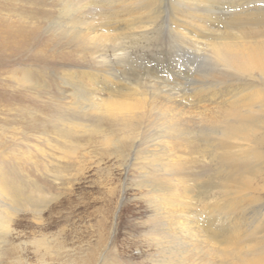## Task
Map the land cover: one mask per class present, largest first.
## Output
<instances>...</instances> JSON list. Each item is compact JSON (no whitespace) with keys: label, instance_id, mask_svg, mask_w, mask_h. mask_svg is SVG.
Returning <instances> with one entry per match:
<instances>
[{"label":"rangeland","instance_id":"rangeland-1","mask_svg":"<svg viewBox=\"0 0 264 264\" xmlns=\"http://www.w3.org/2000/svg\"><path fill=\"white\" fill-rule=\"evenodd\" d=\"M102 1L0 0V264H177L154 244L153 190L173 187L176 173L206 172L197 183L208 186L205 204L227 195L212 183L221 185L220 171L231 168L228 159L238 151L231 147L241 142L214 146L217 130L193 123V108L177 104V94H228L247 83L264 93V77L224 76L211 54L185 46L171 33V14L190 12L177 0H156L160 18L150 34L116 22L111 40L91 42L89 18ZM236 1L204 0L195 14L230 13ZM244 1L250 4L242 11L264 8V0ZM75 16L88 23H70ZM158 82L167 85L164 92ZM133 91L162 100L165 109L127 124L89 111L91 94L97 102L131 100L121 95ZM169 134L189 142L174 152L230 153L214 162L193 153L191 163L164 172L156 158L166 152ZM254 152L261 158L244 166L261 173L249 217L264 215V139Z\"/></svg>","mask_w":264,"mask_h":264},{"label":"bare ground","instance_id":"bare-ground-1","mask_svg":"<svg viewBox=\"0 0 264 264\" xmlns=\"http://www.w3.org/2000/svg\"><path fill=\"white\" fill-rule=\"evenodd\" d=\"M177 1L187 6L190 12L182 11V14L179 12L176 16L171 14L173 26L171 33L185 46L194 47L193 51L198 55L204 52L211 54V60L224 76H242V81L253 79L255 73L264 77V8L255 5L253 8L250 5L242 11L241 7L250 3L238 0L230 8L232 9L230 13L219 9L218 13L203 16L195 14L197 12L195 9L202 6L204 0ZM102 2L104 3L101 6H93L97 13L89 18L91 42L111 40L118 33L117 27L113 25L116 22L136 27L131 30L136 31L137 35L150 34L157 19L160 18L158 12L152 9L156 6V0ZM70 23L84 25L88 22L75 16L70 19ZM210 77L211 84L218 82L215 77L211 75ZM157 84V90L164 92L163 87L167 85L161 86L159 82ZM241 85L242 90L232 88L228 94L221 95L214 90L207 94L194 92L189 96L187 91H180L177 94L181 99L177 100V104L185 102L186 106L188 104L193 108L192 114L196 117L193 123L201 124L209 130H217L213 133L216 136L214 146L227 149L230 147L224 145L225 142H241L231 147L238 151L235 159L227 157L231 168L220 171L223 175L221 185L212 183L213 188L227 189V195L217 199V202L205 204L204 201L208 199L207 195L210 193L208 186L197 185L198 181L204 179L206 172L196 175L176 173L169 180L175 182L173 187L168 185L163 193L162 187L153 190L152 199L156 214L151 234L154 237V244H157L164 257H169V260L177 264H264V215L261 211L254 214L252 212L253 217L247 214L250 210L257 209L253 202L257 199V184L260 182L258 175L261 173L257 168L252 170L244 167L249 160L261 158L254 150L260 139H264V93L254 84ZM93 96L94 94L90 96L93 101L90 112L125 123L128 118L131 120L136 116L150 114L151 109H165L162 100L155 101L153 97L148 99L140 91L121 95L130 97L131 100L108 98L97 102ZM207 104L212 107L204 109L203 106ZM169 110L167 122L173 125L174 117ZM171 129L172 132H176L175 127L172 126ZM175 139L169 134L166 152H157L158 167L164 172L191 163L188 156L193 153L212 162L215 157L221 156L225 159L224 156L230 153L174 152L177 148H183L185 151L189 145V142L184 143V139L178 141ZM218 141L222 143L217 144ZM199 187L203 188V192L198 191L200 195L194 196ZM1 190L5 192L4 188ZM194 201L197 204H194Z\"/></svg>","mask_w":264,"mask_h":264}]
</instances>
